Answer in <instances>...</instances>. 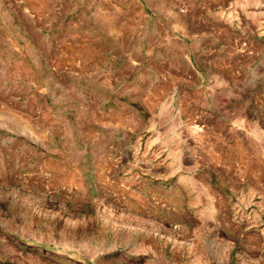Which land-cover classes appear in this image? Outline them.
Returning a JSON list of instances; mask_svg holds the SVG:
<instances>
[{
	"label": "rangeland",
	"instance_id": "374dc122",
	"mask_svg": "<svg viewBox=\"0 0 264 264\" xmlns=\"http://www.w3.org/2000/svg\"><path fill=\"white\" fill-rule=\"evenodd\" d=\"M0 264H264V0H0Z\"/></svg>",
	"mask_w": 264,
	"mask_h": 264
},
{
	"label": "crops",
	"instance_id": "0c3cea01",
	"mask_svg": "<svg viewBox=\"0 0 264 264\" xmlns=\"http://www.w3.org/2000/svg\"><path fill=\"white\" fill-rule=\"evenodd\" d=\"M216 226H217L216 232H219L220 231V228H219L220 226L218 225V223H216ZM216 235L219 236V234H216ZM227 236L230 237L231 234L230 235L228 234ZM229 245H230V242H227L226 247L224 246V244H222V243L220 244L219 243L218 250H222V252H225V251L230 252L231 251V247ZM192 253H193V249H192ZM200 257H201L200 253H197L195 258L198 259Z\"/></svg>",
	"mask_w": 264,
	"mask_h": 264
}]
</instances>
